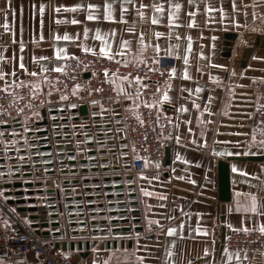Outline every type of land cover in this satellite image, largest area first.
Here are the masks:
<instances>
[{
    "label": "crops",
    "instance_id": "0c3cea01",
    "mask_svg": "<svg viewBox=\"0 0 264 264\" xmlns=\"http://www.w3.org/2000/svg\"><path fill=\"white\" fill-rule=\"evenodd\" d=\"M96 3L100 7L96 9L98 19L89 21L86 19V8L73 10V5ZM113 5V20H103L104 0H0V55L5 60H0V70L5 72L16 70V77L21 80L25 77H33L24 74L20 69V63H23L30 72L40 73L41 65L45 69L65 66L68 58L74 56L79 50L92 48L93 52L99 53L101 41L96 38L97 30L99 34L105 36V41L111 47L110 54L116 53L115 58L123 61H147L159 60L158 64L167 71L170 68L175 69L174 74L166 82L159 95L165 92L169 96L168 101L160 102V109L171 120V126L174 133L173 141L166 144L167 155L163 153L162 158L148 164V169L143 172L134 173L128 170L105 172V176H114L120 174L121 181L110 180L103 182L100 174L80 173L74 175L65 173L61 176L57 168H73L100 166L99 163L87 164H65L57 165L56 160L63 157H55L56 152L73 150L74 147L55 148V144H76L81 138H61L52 139L53 123L64 125V128L56 130L57 133L64 135L76 133L92 134V140L101 138L94 136L95 129H82L80 125L85 121H73L72 118L78 113H73L72 109L77 105L73 103H58L46 108V118L48 124L36 125L42 120L40 110L39 118L29 117L28 126L38 130L48 129V134L23 133L22 128L16 130L28 137V143L33 145L36 150H31L23 141H18V146L23 145L24 150L33 153H51L53 158H42L43 160H54L52 167L54 173L50 179H44V166L35 169L43 174L42 190L47 188L59 189L54 187L53 180L64 190H70L67 193H61L63 197H74L81 195L82 201L71 200L62 202L65 206L63 213L58 218H49L48 214L54 210L37 211V213H46L45 219H30L33 212L12 211L16 205L5 203L6 198H27L28 195L4 196L5 191H14L13 187L0 188V201L5 205L9 212L15 215L24 226L33 234L43 238H56L59 243V249L64 252L75 251L80 254L79 264H93L97 260L103 264L107 258V249L116 248L117 234L121 238V251L114 254L111 258V264H138L136 257H142L144 264H167L165 259L166 249L171 246L174 255L170 258L173 264H220L223 241L221 240V231L225 234L233 228L240 227V219L247 215L244 212H237L236 204L239 201L244 204L248 201L246 193H255L259 203L264 204V160L240 159L247 155H264V146L260 140H253L248 135L249 114L254 102V92L252 82L256 78H264V59H253V57H264V47L254 46V40L257 35L262 34L261 28L264 27V0H108ZM147 5L140 9V4ZM180 3L179 10L170 8L169 5ZM235 4V11L233 10ZM44 5V11H40V5ZM153 4H159L162 11L157 13L153 9ZM207 4L213 11H206L204 5ZM63 5V8H60ZM255 5V7H253ZM125 9L123 21H121L120 8ZM55 9H59L56 11ZM221 9L224 12L223 22H221ZM144 12L143 18L139 12ZM169 12L173 13L172 23L169 24ZM194 12L195 15L189 13ZM255 15V19H253ZM155 16L158 23H152V17ZM233 18L237 21L232 23ZM73 20L78 23H72ZM59 21V22H58ZM85 28L88 29L85 32ZM128 29H131L130 31ZM114 32V34H113ZM156 32L162 35L157 37ZM68 39H63L65 36ZM106 34V35H105ZM225 34H233L231 40L230 55H225V44L228 41ZM60 37V38H58ZM143 40V45L139 43ZM253 42L250 43L249 40ZM122 41H127L124 48L120 47ZM21 44L23 48H21ZM237 45V46H236ZM156 46L159 52L155 51ZM63 49V51H59ZM141 49H143L141 51ZM251 49V50H250ZM171 55H166L167 52ZM123 53L124 55H119ZM185 54H187V63H185ZM142 59H137V56ZM33 57L36 59L34 60ZM43 57L44 59H40ZM222 65L223 67H216ZM47 72V71H45ZM44 72V73H45ZM187 72V77L185 76ZM235 72V75L230 73ZM244 72L241 76L240 73ZM42 74V76L44 75ZM42 76L36 79H42ZM110 74L109 79L114 87L120 93L123 88L125 93L135 97L137 92V83L134 80L121 81L119 77ZM216 79H210L209 77ZM216 82V88L209 92H204L206 82ZM7 83H12V77L7 78ZM5 81H0V85ZM141 83V82H140ZM170 85V86H169ZM42 84L41 90L46 89ZM200 91L197 92L196 89ZM158 95V97H159ZM126 99V98H125ZM148 96L141 93L139 103L151 101ZM158 100V98L156 99ZM195 103L198 107H193ZM133 100L126 99V104H114L108 109H98L97 112H89L101 116H107L100 122L104 126L103 131H112V138L117 152L109 154V164L130 165V152L126 143L119 144L118 140L122 137L121 114L122 111L131 110L129 105ZM63 105V107H61ZM72 105L73 107H69ZM182 108V111L177 109ZM207 108V111L204 109ZM54 112V113H52ZM102 112V114H101ZM51 117L57 121L51 122ZM64 118L67 119L64 121ZM21 119V121H23ZM178 125V127H177ZM68 126L69 129H65ZM75 126V127H73ZM15 127L0 129L10 133ZM48 136L52 141L39 142L36 137ZM179 136V142H177ZM106 139V138H105ZM34 140V143H30ZM89 142V141H87ZM86 142V143H87ZM52 144V150H43V146ZM85 144V143H84ZM125 145V147H121ZM108 146V145H107ZM209 147L210 153L206 154L198 150L199 147ZM109 147V146H108ZM3 150V144L0 147ZM95 146L83 145L80 149H95ZM126 155L121 156V150ZM87 152V151H86ZM85 151L78 152L76 158L94 157L87 155ZM179 155L180 159H176ZM9 157L16 156L15 153H9ZM38 156V155H37ZM4 157V154H3ZM128 158L123 161V158ZM228 157H236L229 161V182L230 199L224 204V213H221V202L218 200L217 185V162L219 159L225 160ZM31 159L28 162L40 161ZM67 160V159H66ZM159 161L160 167H156ZM16 163L20 164L19 161ZM7 167L14 162H0V165ZM238 171L233 172V167ZM22 170L19 169V172ZM2 171H0L1 173ZM139 173H143L140 176ZM243 173H247L244 175ZM130 174L132 179L125 180L124 177ZM98 176L99 182H92V178ZM83 178H88V182H82ZM21 178V180H36ZM79 178L80 182L73 184L71 181ZM10 177L1 179L0 182L10 181ZM63 180H68L67 184ZM118 184H123V189H114ZM132 185V188L127 186ZM104 186H111L110 190H104ZM35 188V187H34ZM89 188V190H85ZM99 188V190H96ZM25 189V188H24ZM36 189V188H35ZM141 189L144 191L142 192ZM60 191V190H59ZM134 192V197L128 194ZM119 193H124L123 197H118ZM149 193V194H145ZM111 194L110 198L106 195ZM51 194H35V204H53V202L42 201ZM91 195L92 199L86 200L85 197ZM100 196V198H97ZM161 197H163L161 199ZM131 200L136 201L131 205ZM125 202L124 205L119 203ZM83 203L97 204L104 203L103 208L94 207L77 209L76 206ZM114 204L108 207L107 204ZM27 204V203H26ZM29 205V204H27ZM72 206L68 209L67 207ZM127 210L125 214L109 215L112 210ZM104 211V215L87 216V212L94 211L98 214ZM137 210V212H133ZM84 212L85 216L79 214ZM69 215H72L71 217ZM27 217L29 223L22 219ZM171 217V219H169ZM8 220L5 213L0 212V225H4V220ZM111 219H118L117 223H110ZM60 221L59 226L51 225L52 221ZM87 221L85 230H77V221ZM90 220H95V224H89ZM101 220H106L101 223ZM126 220V221H122ZM149 220L156 221L158 228L151 236L143 233L149 230ZM32 222H47L45 227H39L41 233L36 234L34 228L30 227ZM128 227L129 230L122 228ZM173 227V235H167V229ZM246 227L253 229L252 222H248ZM115 228H118L115 231ZM54 229L65 230L60 236H54ZM107 229H111L107 232ZM84 231V233H83ZM71 232H76L71 234ZM139 233V236L136 234ZM66 242V248L62 249L60 243ZM114 242V244H113ZM70 243L74 248H70ZM81 243L82 248L78 249L77 244ZM88 244V249L86 248ZM135 245V247H133ZM208 249V254H204V249ZM215 248V252L213 249ZM94 249L100 251L94 252ZM134 253V254H133ZM233 260L229 264H236V254L239 253L240 264H264V258L248 260L243 252L232 251ZM125 256L127 259H125ZM4 263L11 262L8 258H0Z\"/></svg>",
    "mask_w": 264,
    "mask_h": 264
},
{
    "label": "built area",
    "instance_id": "2783aa9c",
    "mask_svg": "<svg viewBox=\"0 0 264 264\" xmlns=\"http://www.w3.org/2000/svg\"><path fill=\"white\" fill-rule=\"evenodd\" d=\"M253 42L252 39L249 40ZM237 46V45H236ZM158 69L149 71V69ZM104 69H107L105 73ZM113 72L116 75L140 76L144 77L140 85L146 84L142 89V94L150 99H157L160 91L171 78L168 71L158 63L147 61H123L118 58L111 60L102 57L98 52H86L79 50L74 56L67 59L63 71L57 72L49 70L43 76L48 77L51 82L46 85V89L40 90L41 94L31 100L34 110L48 108L58 103H73L75 105L85 104L88 108L97 107L108 109L114 104H126V99L119 94L114 84L109 79ZM21 80H32L25 77ZM79 85L73 94V86ZM216 82H206L204 92L216 88ZM53 87L55 91H53ZM100 88L101 91H95ZM159 88V92H157ZM115 89V90H114ZM254 92V102L250 110L248 135L250 138L260 140L264 138V78H256L252 82ZM20 95L27 98V90H17ZM47 93V94H45ZM66 99L61 100V96ZM12 99L11 93L0 91V120L7 121L4 124H12V118L21 121L24 117L15 111V103H9ZM99 103L93 104L92 101ZM23 104V102H21ZM4 109L7 110L5 113ZM29 109L24 107V113ZM139 113L143 124L139 122L135 113ZM159 116V122L156 118ZM169 119L161 111H156V106L149 110L140 104L138 109L122 111L121 126L122 137L130 152V171L134 173L143 172L148 169L145 167L143 159H133L134 155L147 157L149 161L155 162L162 158L166 144L173 141L174 133ZM1 125V124H0ZM163 125V127H160ZM135 148V153L133 152ZM199 151L206 154L210 153L209 147L201 146ZM0 212L7 214L8 226L0 225V258H8L14 264H79L80 254L61 251L54 244L58 242L56 238H43L33 234L15 215L8 211L5 205L0 201ZM158 228L157 224H150L149 230L143 234L151 236ZM228 247L231 251L243 252L248 260L264 258V234L257 230L247 233L240 231H229L225 234ZM224 242V239H223ZM67 253L68 255H62Z\"/></svg>",
    "mask_w": 264,
    "mask_h": 264
},
{
    "label": "snow or ice",
    "instance_id": "6c2138e0",
    "mask_svg": "<svg viewBox=\"0 0 264 264\" xmlns=\"http://www.w3.org/2000/svg\"><path fill=\"white\" fill-rule=\"evenodd\" d=\"M191 2H192V0H189V3H191ZM121 5H123V0H121ZM63 7H64L63 5H60V8H63ZM98 7H100L98 4L90 2L86 6L82 5V4H75V5H73V10L86 8L87 13H88L86 15V19L89 20V21H92V20H96V19L99 18V16L96 13V9ZM146 7H147V5H145L144 3L140 4V9H144ZM152 7L155 10V12H157V13L162 11V8H161V6L159 4H153ZM169 7L179 10L181 8V5H180V3H176L174 5L170 4ZM204 7H205L206 11H213V9H211L207 4H205ZM253 7H255V5H253ZM102 8H103V17H102L103 20H106V21L113 20V5L111 3H109L108 0H104ZM55 10L59 11V9H55ZM233 10L235 11V4L234 3H233ZM40 11L41 12L44 11V5L43 4L40 5ZM124 12H125V9L123 8V6H121V8H120L121 21H123ZM189 14L190 15H195L194 12L189 13ZM139 15L143 18L144 12L140 11ZM223 18H224V12L221 9V22H223ZM168 19H169V24H171L172 23V19H173V13L172 12H169ZM253 19H255V15H253ZM72 23H78V21L73 20ZM152 23L153 24L158 23V20H157V18L155 16L152 17ZM232 23L233 24L237 23L235 18H233ZM128 30L130 31L131 29H128ZM87 31H88V29L85 28V32H87ZM113 34H114V32H113ZM155 35L157 37H159L162 34L160 32H156ZM58 38H60V37H58ZM62 38L63 39H68L69 37L67 36V34H65V36L62 37ZM96 38L101 41V46L99 48V55L102 56V57H106L109 60L113 59L114 56L116 55V53L110 54L109 49H110L111 45L108 42L105 41V36L99 34V30H97ZM139 43L141 45H143V40L141 39L139 41ZM126 45H127V41H122L121 44H120V47L124 48ZM21 48H23L22 44H21ZM83 50L86 51V52H92L93 51L92 48H84ZM142 50L143 49H141V51ZM59 51L62 52L63 49H60ZM155 51L157 53L159 52V47L158 46H156ZM119 55H124V54L123 53H119ZM166 55H171V52L170 51L167 52ZM33 59L35 60L36 58L33 57ZM40 59H44V58L41 57ZM137 59H142V57H140L138 55ZM253 59H264V57H255L254 56ZM0 60H5V57L0 55ZM158 62H159V60H153L154 64L158 63ZM185 63H187V54H185ZM19 67H20V69L24 70V74L29 75V76L33 77L34 79H32V80H19L16 77L15 68H13L11 71H8V72L0 70V81H5V83L0 85V91L6 92V93H11L12 99L10 101H8V102L10 104L14 102L15 105H16L15 106L16 113L24 117L23 121H17L15 118H12V123L16 127L13 128L10 133H8L7 131H0V143L3 144V154H4L3 158L4 159H8L9 158L8 154L11 152V153H15L16 154V158L18 159L20 164H27L28 161L31 160V156L33 155V153H29L27 151L21 152V148L23 147V145H19L18 146V141H23L24 145H27L29 149H31L33 147V145L28 143V137L27 136L21 134L16 129L17 128H22L23 129V133H29V132L35 133L36 131H38V129L28 126L29 117H32V118H39L40 117V113L38 111L34 110V105L31 103V100L33 98L37 97L39 94H41L40 90H41L42 84L47 85V84H49L51 82L48 81V77L47 76H42V74L45 71H48V69H45L43 65H41L40 73H37V72H30L29 73L23 63H20ZM216 67H223V66L222 65H216ZM52 70L53 71H57V72L63 71V66L54 68ZM157 70L158 69H155V68L149 69V71H153V72L157 71ZM104 71H105V73H107L108 70L104 69ZM168 71H169L170 74H174L175 69L170 68V69H168ZM112 75L115 77L116 73L113 72ZM230 75H235V72L230 73ZM240 75L243 76L244 72H241ZM38 76H42V79H36V77H38ZM185 76L187 77V72H185ZM8 77H12V83L11 84L6 82ZM209 78L213 79V80L216 79L215 77H211V76ZM119 79L121 81H126V80H129V77L128 76H120ZM142 79H145V78L144 77H140V76H132L131 77V80H134L138 85L140 84V81ZM78 87H79V85H74L73 86V94H75V90ZM146 87H147L146 84L140 85V87L137 89L135 97L130 96L127 93H125V90L123 88L120 89V93H123L125 95L126 99L133 100V104L129 105V108L138 109L140 107L139 101H140L142 89H145ZM25 89L27 90V98L25 96L20 95L19 92L17 91V90H25ZM52 90L55 91V88L53 87ZM95 91L99 92V91H101V89L100 88H96ZM196 91L199 92L200 89L197 88ZM157 92H159V88H157ZM45 94H47V93H45ZM60 99L64 100V99H66V97L62 95L60 97ZM168 100H169V96L165 92L163 95H159L158 100L153 99L151 101L144 102V106L146 108H148L149 110H151L153 108V105H155L156 106V111L159 112V111H161L160 102L168 101ZM21 102H23V104ZM92 103L93 104H97L99 102L93 100ZM192 106L193 107H198L195 103H193ZM24 107H27L29 109V112L27 114L24 113ZM61 107H63V105H61ZM69 107H73V106L69 105ZM101 109L103 110V105H101ZM182 110H183L182 108L177 109V111H182ZM4 111H5V113H7L6 109H4ZM204 111H207V108H205ZM101 114H102V112H101ZM135 114H136V117L139 120V122L141 124H143L144 121L142 119H140L139 113L137 112ZM93 115H96V113H93ZM249 115H251V114H249ZM51 119L54 120L55 117H51ZM156 122L157 123L159 122V116H157ZM168 122L171 123V120H169ZM4 123H7V121L0 120V124H4ZM58 127L63 129L64 125H56L55 123H53L52 128H53V136L54 137L59 135V133H57V131H56V129ZM73 127H75V126H73ZM80 127L82 128L83 125H80ZM160 127H163V125H160ZM177 127H178V125H177ZM68 135H69L68 133H65V136H68ZM70 135L72 137H75L76 136V132L73 131ZM81 135H84L85 139L76 141L77 152H80V151H85L86 152L87 149L81 150L79 148V145L81 143H86L87 141L92 140L93 137L91 135H85L84 133H81ZM36 139L37 140L44 139L45 142H46L47 138L46 137H43V138L42 137H36ZM253 140H255L254 136H253ZM177 142H179V136H177ZM260 143H261L262 146H264V141H261ZM121 147L123 148V147H125V145H121ZM135 151H136L135 148H133V152L134 153H135ZM34 154L41 157L40 161H32V163L34 165H36V164L50 165L51 164V161L42 159L44 156L49 155V153L36 152ZM64 155L69 160H75L76 159V156H74V155H68L67 153H64ZM120 155L124 156V155H126V153L121 152ZM87 159L89 161H91L93 159V157L88 156ZM133 159H143L145 161V164H144L145 167H147L148 164L151 163V161H149L147 159V157H140L139 155H134ZM176 159H180L179 155H177ZM106 166H107L106 163L100 164L101 168H104ZM61 167H63V165ZM156 167L157 168L160 167L159 161L156 162ZM52 171H53V169H51L49 167H45L44 168V179L45 180L50 179V173ZM55 171L60 172L61 176L64 175V173L61 171L60 168L55 169ZM236 171H238V169L234 166L233 167V172H236ZM243 174L247 175V173H243ZM0 175H2V174H0ZM73 175H74V173H73ZM139 175L143 176V173H139ZM37 178H39V177H37ZM81 179H83V177H81ZM53 185H54V187L59 188L60 192L63 193L64 189L62 187H60L59 184H56L55 180H53ZM141 191L143 192L144 190L141 189ZM145 194L147 195L149 193H145ZM245 196L248 197V201L246 203H244V204H241L238 201L237 204H236V210H237V212H241L242 211V212L246 213L247 215L241 217V219L239 221L240 227L233 228V226L231 224L228 225V227L231 228L233 231H236V232L243 231V232L247 233V232L252 231V230H257L261 234H264V204L258 202L255 193H246ZM162 198L163 197H161V199ZM5 199H7V198L5 197ZM12 211H15V209H12ZM22 219L24 220V222L26 224L29 223V221L27 220V217H23ZM169 219H171V217H169ZM248 222H252L253 223V225H254L253 229H250V228L246 227V224ZM148 223L149 224H155L156 221L149 220ZM4 225H5V227L8 226V220L7 219L4 220ZM77 225H78V229L77 230H85L87 228V221L78 220L77 221ZM54 230L58 231V229H54ZM106 231L110 232L111 229H107ZM174 232H175V229L173 227H169L167 229V233L166 234L167 235H173ZM136 235L139 236V233H137ZM122 239L123 238H121L119 236V234H117V237H116V242H117L116 248L107 249V258L103 260V264H111V258H112V256L114 254H116L118 252H121V251H124V252L127 251L126 249H122L121 248L120 241ZM227 240H228V238L225 237L224 238V242H223V246H222V252H221V256L225 257L226 259H222L220 261V264H229V262L233 260V253L228 247ZM133 247H135V245ZM93 251L96 252V251H100V250L99 249H94ZM165 251H166L165 259L167 261V264H173L172 260L170 259L174 255L173 251L171 250V246H169ZM213 251L215 252V248L213 249ZM204 254L205 255L208 254V249L207 248L204 249ZM62 255L67 256L68 254L67 253H62ZM262 255H264V253H262ZM125 259H127L126 256H125ZM136 260H137L138 264H144V260H143L142 257H136ZM0 264H4V262L2 260H0ZM93 264H100V262H98L97 260L94 259L93 260ZM236 264H240L239 253L236 254Z\"/></svg>",
    "mask_w": 264,
    "mask_h": 264
},
{
    "label": "water",
    "instance_id": "95a60500",
    "mask_svg": "<svg viewBox=\"0 0 264 264\" xmlns=\"http://www.w3.org/2000/svg\"><path fill=\"white\" fill-rule=\"evenodd\" d=\"M262 34L257 35L255 37L254 40V46H260V47H264V27L261 28ZM225 38L228 40L225 44V55L229 56L230 55V45H231V40L234 39V35L233 34H225ZM251 50V49H250ZM98 108L97 107H91L88 108L85 104H80L78 105L76 108L72 109V112L74 113H78L77 116H74L72 118L73 121H85V124H83L82 129H95L94 131V136L95 137H99L101 138L100 140H96L95 142L93 141H89L87 143H81L79 145V148H81L83 145L86 146H95V149H91V150H87L86 154L87 155H95L93 157V159L91 161H89L87 158L83 157V158H76L75 160H69L67 159V157L64 155V153H67L68 155H74L77 156L78 152H77V148H76V144L73 145V143L69 142L66 143L64 145L62 144H55V148H61V147H74L73 150H69L66 152L63 151H59L56 152L55 157H63L60 158L59 160H56L57 165H65V164H71V165H76V164H87V163H99V164H104L106 163L107 166L104 168H101L100 166H90L89 168L87 167H73V168H61V171L65 174V173H71V174H75L78 171L80 173H97V172H102L100 174V176L102 177V181L106 182V181H110V180H115V181H121V175L120 174H115L114 176H105L103 175L105 172H110V171H120V169L122 168L123 170H128L130 168L129 164H124L123 166L120 165H111L109 164L110 159L108 157L109 154H113L116 153L117 150L115 147H113L112 145L115 144V140L112 138L113 136V132L112 131H103L102 128L103 127H109L108 126H104L100 121L102 119L107 118V116H101L99 114L96 115H91L89 114V112H97ZM40 113L42 116V120H40L39 122L36 123V125H46L48 124V120L46 118V109L45 108H41L40 109ZM54 113V112H52ZM67 119L64 118V121H66ZM57 121L56 119H52L51 122H55ZM10 127H16L13 123L12 124H1L0 125V129H8ZM76 128V127H75ZM65 129H69L68 126L65 127ZM51 130L53 131V128L51 127ZM56 130H59V128H57ZM49 130L48 129H41L36 131V134H48ZM30 135H32V132H29ZM87 135H92V134H87ZM84 135H81L80 133H76L75 137H72L70 134L68 136L61 135L59 134L58 136L54 137L52 136V139H61V138H81ZM46 142H50L52 141L50 137L45 136ZM43 138V137H42ZM106 138V139H105ZM39 142H45L44 139H40L38 140ZM30 143H34V140H31ZM119 144H123L125 143L124 139H119L118 140ZM109 147H108V146ZM2 146V143H0V147ZM41 149L43 150H52V144L50 145H46L43 146ZM31 150H36L35 147H32ZM125 151V149L121 150V152ZM21 152H24V150H22ZM164 152L167 155V147L164 148ZM11 153V152H10ZM43 158H53L54 159V155H52L51 153H49V155L44 156ZM236 157H228L225 160L219 159L217 162V185H218V190H217V194H218V200L221 202V213H224V204L229 201L230 199V182H229V161L231 159H234ZM240 159H248V160H264V155H247L244 157H239ZM31 159H38L37 155H32ZM67 159V160H66ZM123 161H127L128 158H123ZM14 162V164H10L9 167H7L6 165L2 164L0 165V171H2L0 174V178L1 179H6V178H11L12 180L10 181H3L0 182V188H9V187H13L15 190L14 191H5L3 194L4 196H10V195H14V196H21V195H28L27 198H7L5 200V203L8 205H16L15 210L17 212H33V214L30 215V219H45L47 217L46 213H36L37 211H43V210H54V212L48 214L49 218H58V215L60 213H63V211L65 210V206H63L62 202L65 201H71V200H78V201H82V196L78 195V196H74V197H63L60 194L59 189H53V188H47L42 190L40 187L43 184V177L41 173L37 172L35 169L40 168L41 166L44 167H49L52 169V167H54L55 162L54 160L51 161L50 165H40V164H36L34 165L33 163H27V164H18L16 163L18 161V159L16 158V156L13 157H9L8 159H4L3 158V150L2 148H0V162ZM19 169H21L22 171L19 172ZM54 170L50 173L53 174ZM35 176V177H39L36 180H21V178H30ZM125 180H130L132 179V176L130 174H128L127 176L124 177ZM92 182H99L100 179L98 176L92 178L91 180ZM69 181L68 180H63L64 184H67ZM80 180L79 178H75L71 181V183L76 184L79 183ZM82 182H88V178H83ZM36 189H35V188ZM129 188H132L133 186L130 184L129 186H127ZM25 188V189H24ZM112 187L111 186H104V190H110ZM124 185L123 184H118L117 186L114 187V189H123ZM85 190H89V188H86ZM96 190H99V188H96ZM70 190L65 189L63 192L67 193ZM42 193H46V194H51L50 196L46 197V198H42V201H46V202H53V204H35L36 203V198L34 197L35 194H42ZM112 195L108 194L106 195V198H110ZM124 193H119L118 197H123ZM129 197H134L135 193L134 192H130L128 194ZM97 198H100V196H97ZM86 200H90L92 199L91 195H88L85 197ZM29 205H27V204ZM131 205H135L136 201L131 200L129 202ZM125 202L119 203V205H124ZM114 204L109 203L107 204L108 207L113 206ZM103 208L104 207V203H97V204H86L84 205L83 203L79 204L76 206L77 209H83V208ZM68 209L72 208V206L67 207ZM133 212H137V210H133ZM125 214L127 213V210L123 209V210H119L117 211H110L108 214L109 215H115V214ZM105 212L102 210L100 212H98V214L94 211H89L87 212V216L89 217H93L95 215H104ZM70 217L72 215H69ZM80 217L85 216V213L82 212L79 214ZM119 220L118 219H111L110 223H117ZM122 221H126V220H122ZM1 222V221H0ZM106 220H101V223H105ZM51 225H55V226H59L61 224L60 221H52L50 222ZM89 224H95V220H90ZM48 223L47 222H32L30 224L31 228H34V232L36 234L41 233L39 231V227H45L47 226ZM123 230H129L128 227L126 228H122ZM118 228H115V231H117ZM65 233V230H60V231H56L53 232L54 236H60L62 234ZM76 232H71V234H74ZM84 233V231H83ZM225 236V231L224 229H222L221 231V240L223 241ZM114 244V242H113ZM56 247H59V243L55 242L54 244ZM60 246L62 247V249L66 248V242H62L60 243ZM86 248L88 249V244L85 245ZM78 249L82 248L81 243L77 244ZM70 248L73 249L74 248V244L70 243Z\"/></svg>",
    "mask_w": 264,
    "mask_h": 264
},
{
    "label": "rangeland",
    "instance_id": "374dc122",
    "mask_svg": "<svg viewBox=\"0 0 264 264\" xmlns=\"http://www.w3.org/2000/svg\"><path fill=\"white\" fill-rule=\"evenodd\" d=\"M4 264H14L12 261L10 262H5Z\"/></svg>",
    "mask_w": 264,
    "mask_h": 264
}]
</instances>
